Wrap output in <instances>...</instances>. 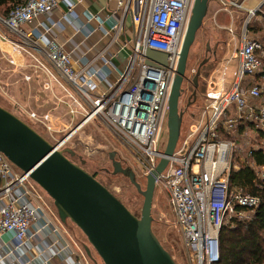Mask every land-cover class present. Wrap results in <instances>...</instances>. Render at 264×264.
<instances>
[{
    "label": "built area",
    "instance_id": "obj_1",
    "mask_svg": "<svg viewBox=\"0 0 264 264\" xmlns=\"http://www.w3.org/2000/svg\"><path fill=\"white\" fill-rule=\"evenodd\" d=\"M112 1L114 8L110 17L117 18L123 25L121 20L129 15L133 25L130 40L124 42L131 53L125 69L114 80L108 78L101 67H93L87 59H73L63 46L47 38L52 28H63L62 22L66 18L77 19L73 0H21L6 17L0 18V38L11 42L13 49L22 54L26 52L22 50L23 45L42 52L79 97L65 89L72 103L70 113L75 114L76 107L82 111L76 126L69 131V137L93 120L102 121L114 131L137 155L145 176H152L155 187L161 184L168 191L175 225L192 264L215 263L219 260V233L228 221L229 212L238 217L242 211H237L236 207L255 208L260 203L258 196L229 187L228 174L231 169H238L236 164L230 163L235 141L224 140L220 134L232 138L238 131V135H248L245 140L250 143L247 146L249 153L251 149L264 148V142H257L264 131V42L258 37L247 36L244 30L235 52L239 59L236 76L240 79L252 76V81L249 79L246 86L235 83L232 88L221 91L214 90V84L210 82L209 90L200 96L198 116L192 118L182 136L180 131L181 139L179 137L173 154L168 157L167 166L157 174L156 167L163 157V151L159 150L162 119L194 0ZM211 1L230 14L244 8L248 13L264 18V0H259L255 9L247 6L251 0ZM54 13L60 15L58 21L43 20ZM33 20H37V27L28 30L26 27ZM80 27L88 33L92 31L86 24ZM119 28V23L114 22V29ZM229 32L232 34V28ZM12 37L19 38L23 44ZM148 49L165 53L166 66L147 59ZM99 58L105 65L114 67L109 58L101 55ZM30 119L46 121L49 115L40 118L31 112ZM181 130L183 132V126ZM46 131L50 132V128ZM250 133L254 134L253 139L249 137ZM12 165L0 153V236L10 234L13 241V247L4 255L30 250L32 240L41 228L49 226L56 231L46 219L40 202L35 201V196L37 199L41 196L31 179L22 172L16 174ZM251 165L258 173H264V167ZM41 218L45 220L41 228L32 231L33 224ZM39 253L48 259L52 257L47 250ZM21 258L18 256L15 264H30L29 260Z\"/></svg>",
    "mask_w": 264,
    "mask_h": 264
},
{
    "label": "water",
    "instance_id": "obj_2",
    "mask_svg": "<svg viewBox=\"0 0 264 264\" xmlns=\"http://www.w3.org/2000/svg\"><path fill=\"white\" fill-rule=\"evenodd\" d=\"M209 0H194L174 79L168 95L167 144L156 167L161 174L173 154L181 131L182 118L190 106L179 111L182 83L186 79L189 51L206 16ZM146 57L166 66L167 55L148 49ZM67 133L58 141L69 138ZM0 153L36 183L54 202L59 217H67L86 236L103 264H176L151 227L155 180L146 176L143 190L130 167L113 161L112 174L126 176L144 198L140 216L83 168L73 163L28 123L0 105ZM113 154L110 155L112 157ZM63 217H62V216Z\"/></svg>",
    "mask_w": 264,
    "mask_h": 264
},
{
    "label": "crops",
    "instance_id": "obj_3",
    "mask_svg": "<svg viewBox=\"0 0 264 264\" xmlns=\"http://www.w3.org/2000/svg\"><path fill=\"white\" fill-rule=\"evenodd\" d=\"M73 1L75 3L74 10L77 14V19L71 20L66 18L62 22L63 28H52L47 33V38L63 46L73 59H87L93 67H101L102 72L108 78L114 80L125 69L127 57L131 53V50L124 46V42L130 40V34L133 32L131 17L129 15L125 16L121 20L123 21V25L117 18L110 17L114 8L112 0ZM211 2L218 5L214 1ZM255 2L257 3L259 0H255ZM239 12L235 11V13ZM49 19L51 22H56L60 19V15L54 13L50 14L48 18H43L47 22H49ZM129 19L131 21L130 27L127 25V20ZM114 22H118L121 29H114ZM81 24L89 26L92 30L91 33L82 29L80 27ZM36 27L37 20H33L26 28L32 30ZM78 27L81 28V31L78 30ZM104 32H108L109 34L105 35ZM255 35L252 34L250 37L255 38ZM12 39L23 44L19 38L12 37ZM231 45V43L226 45L222 59L215 69L212 70L203 93L209 90L210 82L214 84V90L221 91L232 88L235 83L246 86L249 79L252 81V76L243 79L236 76L239 67V59L235 56L237 49L234 48L231 57L226 59ZM22 50L26 52L22 54L20 51L14 50L11 42L0 38V100L5 99L8 104L10 103V105H5L0 101V105L27 122L31 120V112L36 113L40 118L44 114H48L49 119L46 121L33 120L45 132H41L39 128H35L29 123L43 136L46 135L47 137H45L50 142H53L58 139L55 135L57 131L66 133L76 126L78 120L81 118L82 111L76 107L75 114L70 113V105L72 103L67 97L66 86L64 85L65 81L45 59L42 52L27 45H23ZM100 55L101 57L109 58L114 67L110 64L105 65L103 60H100ZM234 61H237L236 70L234 69L235 71L232 74L229 73L230 76L226 77L227 65H233ZM208 64L209 62H204L201 67L203 66L204 68ZM217 73H220L218 78L215 77ZM199 112L200 110H198ZM197 116L190 115L189 122L183 124V134L192 122V118H196ZM96 121L98 120H93L87 125ZM47 127L50 128V132L46 131ZM49 134L53 137V141L48 137ZM37 193L39 194V191ZM35 201L39 202L37 196H35ZM42 209L46 215V219H49L50 224L53 225L56 231H52V228L49 226L41 228L45 221L44 218L37 220L31 230L35 231L41 228V231L37 232L34 236L31 249L20 250L19 253L16 252L10 255H4V253L13 247L12 235L3 234L0 236V264H15L18 261V256H21L24 260H29L30 264H77L76 261H79V264H85L82 252L79 251L78 253L71 246V238L62 220L57 215L49 216L48 212H46V206H43ZM43 250L50 251L52 257L48 259L47 256L39 253Z\"/></svg>",
    "mask_w": 264,
    "mask_h": 264
},
{
    "label": "rangeland",
    "instance_id": "obj_4",
    "mask_svg": "<svg viewBox=\"0 0 264 264\" xmlns=\"http://www.w3.org/2000/svg\"><path fill=\"white\" fill-rule=\"evenodd\" d=\"M247 6L255 9V0H251V3L248 2ZM6 15L3 9L0 10V18H4ZM127 25L129 27L131 26L130 19L127 20ZM229 28H232V34L229 32ZM244 30H246L247 36L256 34L255 36L258 37L260 41L264 42V18L262 16L256 13L252 15L244 10V8L241 9L239 13L233 12L230 14L223 11L222 6L209 1L206 16L203 19L201 28L197 32L187 59L186 79L182 83L179 111L185 110L188 101H190L191 104L182 118L181 126H183L185 122H189L190 115L197 116L199 114L198 110H200L201 105L200 96L206 89V84L212 70L215 69L222 59L223 51L228 43L232 45L229 47L226 59L231 57L234 48L238 49ZM205 61L209 62V64L203 68L201 65ZM236 66L237 61H234L231 66L227 65L226 77H229V73L232 74V72L236 70ZM219 74L217 73L215 77L218 78ZM64 85L75 94L69 85L65 82ZM0 101L5 105H10L5 99H1ZM167 113L168 107L165 109V117L163 116L162 119L161 131L163 132V136L160 139V151H164L167 144ZM29 122L33 127L39 128L41 132H45V130L33 120H29ZM183 132L181 130V136ZM67 133L69 134V132L57 131L55 135L58 139L56 140L63 138ZM220 136L223 137L224 140L233 139L235 141L230 159L231 165L236 164L235 166L239 168L242 163L249 161L247 146H249L250 143L245 140V137L248 135L241 136V134L238 135V131H236L232 135V138L225 133L220 134ZM48 137L50 139L53 138L51 134H49ZM249 137L253 139L254 134L250 133ZM51 141H53V139ZM257 142H264V137H260ZM50 143L55 145V142ZM236 143H239L237 144V146H240L239 148L236 146ZM59 150H67L66 156L68 153H72L73 157H67L73 163L82 167L88 173H95L97 175V180L102 185L121 200L129 210H132L137 216H140L144 198L137 192L136 188L130 183L126 176L122 174H112L113 161L119 162L124 169L130 167L137 183L141 185L143 190L146 186L145 170L140 164L137 155L134 154L132 150L118 138V135L102 121H96L86 125L83 129L71 136ZM111 154H113L112 157H110ZM249 163L251 164V162ZM11 168L16 174L21 173L16 166L12 165ZM259 175L264 177V173H259ZM30 182L33 184L34 189L39 191L41 199L38 200L42 207L46 206L48 215H57L59 217V210L55 206L53 200L36 183L31 180ZM251 214L252 211H242L241 215L237 218L248 219ZM233 216L235 215L229 212L226 224L230 222ZM151 218L152 231L157 236L164 249L171 255L175 263L192 264L190 257L185 251L180 233L175 225V215L169 202L168 191L161 184L156 185L154 190ZM60 220H62L71 238V246L75 248L78 253L79 251L82 252V258L85 264H103L101 258L81 230L67 217H63V219L60 218Z\"/></svg>",
    "mask_w": 264,
    "mask_h": 264
},
{
    "label": "trees",
    "instance_id": "obj_5",
    "mask_svg": "<svg viewBox=\"0 0 264 264\" xmlns=\"http://www.w3.org/2000/svg\"><path fill=\"white\" fill-rule=\"evenodd\" d=\"M20 2L21 0H0V10L3 9L8 15ZM261 136H264V131ZM67 156L73 157L72 153ZM248 158L247 162L264 167V148L251 149ZM251 164L245 161L237 170L231 169L228 183L230 188H240L245 193L258 196L260 203L255 208L236 207L237 211L248 210L252 214L248 219L232 217L228 224L223 225L218 239L219 260L212 264H264V177ZM89 174L97 180L95 173Z\"/></svg>",
    "mask_w": 264,
    "mask_h": 264
},
{
    "label": "bare ground",
    "instance_id": "obj_6",
    "mask_svg": "<svg viewBox=\"0 0 264 264\" xmlns=\"http://www.w3.org/2000/svg\"><path fill=\"white\" fill-rule=\"evenodd\" d=\"M69 138H70V137H69ZM69 138L65 139L64 141L54 140L53 142H55V147H56V148L61 147L64 143L67 142V140H68Z\"/></svg>",
    "mask_w": 264,
    "mask_h": 264
},
{
    "label": "flooded vegetation",
    "instance_id": "obj_7",
    "mask_svg": "<svg viewBox=\"0 0 264 264\" xmlns=\"http://www.w3.org/2000/svg\"><path fill=\"white\" fill-rule=\"evenodd\" d=\"M206 62V61H205Z\"/></svg>",
    "mask_w": 264,
    "mask_h": 264
}]
</instances>
